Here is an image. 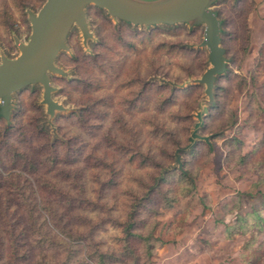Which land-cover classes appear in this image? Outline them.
I'll list each match as a JSON object with an SVG mask.
<instances>
[{
  "label": "trees",
  "instance_id": "trees-1",
  "mask_svg": "<svg viewBox=\"0 0 264 264\" xmlns=\"http://www.w3.org/2000/svg\"><path fill=\"white\" fill-rule=\"evenodd\" d=\"M38 1L0 0V26L15 24L13 6ZM251 9V0H242L226 12L234 66L243 57L239 43L241 37L248 39ZM97 24L101 43L93 58L77 45L75 59L60 58L77 77L58 80L63 93L81 107L57 120L61 138L53 140L41 125L42 110L29 89L19 95L14 124L4 128L0 117V264H150L163 243L148 232L147 218L162 204L172 207L183 189L194 188V173L207 158L205 143L178 154L202 89L172 91L166 83L148 81L153 74L171 79L200 75L206 55L185 45L199 40V31L165 26L143 32L123 25L115 32L104 16ZM141 46L151 55H139ZM218 81L217 106L203 132L223 142L230 169L253 171L264 183V136L244 153L238 132L225 133L238 125L230 109L232 95L246 90L248 82L233 72ZM151 108L153 116L147 115ZM137 117L142 126L135 123ZM124 175L135 187H122ZM254 213L264 222L259 210ZM109 227L119 234L114 248L97 240ZM263 263L264 242L248 257V264Z\"/></svg>",
  "mask_w": 264,
  "mask_h": 264
},
{
  "label": "rangeland",
  "instance_id": "rangeland-1",
  "mask_svg": "<svg viewBox=\"0 0 264 264\" xmlns=\"http://www.w3.org/2000/svg\"><path fill=\"white\" fill-rule=\"evenodd\" d=\"M45 1L39 0L35 6L22 3L18 9L12 7L15 24L8 23L5 27L0 26V64L2 55L7 59H15L19 56L20 51L14 39L17 38L25 44L31 35V24L27 11L39 12ZM241 1L218 0L213 10L219 13V17L223 21L222 45L226 50L228 60L227 72L224 77L233 72L248 82L246 90L242 92L235 90L232 95L230 109L237 113L238 125L236 129L227 130L225 133L228 137H232L237 131L238 138L244 142L243 152L249 153L264 136V0H251L252 9L246 18L248 39L246 41L243 37L240 38L239 50L243 53V57L239 65L234 66L235 54L230 51L227 39L233 29L227 26L229 17L226 12L229 13L232 8H236ZM224 8L225 13L223 12ZM86 13L93 38L85 46L80 29L74 26L68 40L70 50L63 53L70 59L76 58L75 45L84 55L93 58L97 54L95 46L101 43L97 22L103 16L112 22L115 32L123 25L143 32H151L155 29L129 25L113 19L106 11L95 6H88ZM179 26L185 27L190 33L199 31V40L187 41L185 45L191 50H202L206 55V60L200 75L188 74L183 79H171L162 74L149 76L148 81L166 83L172 91L191 87L189 85L194 80L200 79L210 67L208 50L199 47L204 38L205 27L198 26L191 29L188 25ZM239 28L237 27V30ZM140 50L142 54L139 55L142 57L146 54L151 55L148 47L141 46ZM167 62L169 63V61ZM58 66L68 73V78L61 79L52 75V84L57 88L53 97L54 100L66 107L65 112H58L54 118H50L46 113V107L41 104L43 87L37 85L29 88L31 92H36L33 102L42 110L41 125L50 130L53 140L61 138L58 135L57 120L60 117L67 118L72 113H78L81 109L80 106L69 102L68 97L63 93L64 86L58 81L68 82L76 79L75 68L63 64L60 59ZM173 72L181 74L176 69ZM219 86V81H217L214 92L215 103L212 108L206 104V101L209 100L205 94L206 87L198 86L202 90L197 105L190 115L192 125L188 140L185 145L179 148L183 151L178 154L190 152L199 143H205L208 149L207 158L203 166L196 170L197 175L194 173V188L183 189L172 207L162 204L153 215L147 218L150 223L148 232L163 243L161 247H156V251L150 258V264H248V257L251 256L253 250L264 242V222L259 223L257 214L254 213L259 210L260 216L264 217V183L253 171L242 173L236 169H230L225 161L226 151L223 142L213 140L214 135L203 132L207 118L217 106ZM19 95L18 93L14 96L10 125L14 124V117L20 109L21 97ZM23 99L26 102L29 100L27 95ZM153 112L151 108L147 115L153 116ZM2 121L4 128L7 127V121L5 119ZM135 123L142 126L141 118H135ZM142 134L143 138L150 143L147 133L144 131ZM129 169L130 171L135 170L133 167ZM123 178L122 187L127 185L135 187L126 179L125 175ZM240 219H245L246 222L242 223ZM83 231L84 229H81V232ZM117 235L119 234L109 227L108 231L102 232L97 240L101 239L106 247L114 248ZM84 253L86 252L84 251Z\"/></svg>",
  "mask_w": 264,
  "mask_h": 264
},
{
  "label": "water",
  "instance_id": "water-1",
  "mask_svg": "<svg viewBox=\"0 0 264 264\" xmlns=\"http://www.w3.org/2000/svg\"><path fill=\"white\" fill-rule=\"evenodd\" d=\"M218 0H46L39 12L28 10L31 24L29 41L21 43L14 39L20 54L15 59L2 55L0 64V117L10 126L13 100L30 87H43L41 104L46 113L54 118L66 107L54 100L57 88L52 84V75L67 79L68 73L58 61L64 52H69L68 40L71 30L77 26L83 44L93 38L87 21L86 8L95 6L106 11L113 19L129 25L157 28L159 26L188 25L191 29L204 26L205 33L200 49L208 50L210 67L200 79L189 86H205L206 104L215 103L216 82L227 72L228 60L222 45L223 21L213 10Z\"/></svg>",
  "mask_w": 264,
  "mask_h": 264
}]
</instances>
